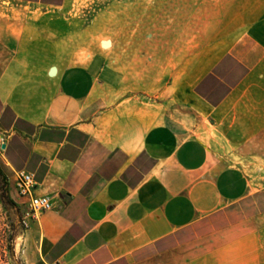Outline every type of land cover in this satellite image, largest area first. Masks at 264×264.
<instances>
[{
	"label": "crops",
	"instance_id": "obj_1",
	"mask_svg": "<svg viewBox=\"0 0 264 264\" xmlns=\"http://www.w3.org/2000/svg\"><path fill=\"white\" fill-rule=\"evenodd\" d=\"M69 1L0 0V201L19 230L15 264H264L247 227L264 218L248 169L264 165L232 158L264 153V14L230 28L218 10L196 29L178 12L184 41L164 46L158 10L155 45L132 47L148 19L130 8L137 26L87 52L66 50ZM19 170L53 201L27 228Z\"/></svg>",
	"mask_w": 264,
	"mask_h": 264
},
{
	"label": "rangeland",
	"instance_id": "obj_2",
	"mask_svg": "<svg viewBox=\"0 0 264 264\" xmlns=\"http://www.w3.org/2000/svg\"><path fill=\"white\" fill-rule=\"evenodd\" d=\"M130 8L141 11L140 14L145 13L148 19L146 39L142 40L141 45H139V40H132L130 46L153 47L155 45V24L154 21H150L153 20L158 10L163 14V25L172 27V32H163V39H160L164 46H170L176 40L179 44L184 41V39H179L185 33L182 28L184 24L178 22L182 21L181 16L185 17L186 14L179 15L178 12L190 13L189 19L196 29L218 10L220 13L224 10L225 26L247 27L252 23L253 18L264 14V0H70L67 6L62 8V34L68 35L66 50L80 49L89 52V48L94 47L95 44L107 48L106 45L110 41L109 34L114 28L123 27L124 21L129 19L132 21V26H137L139 12L136 17L129 18ZM1 9L9 12L5 6ZM14 12L18 17L21 16L23 10L17 7ZM172 19L176 21L171 23ZM55 25L59 26V23ZM171 34L175 38L168 37ZM118 42H120V47L124 45L122 38L118 39ZM117 51L119 54L122 52V50ZM134 59L138 58L134 57ZM232 158L238 163L250 164L256 161L257 164L264 165V153L241 151L235 153ZM248 170L258 175L260 182L264 184V167L259 166ZM0 211V264H15L13 246L19 230H17L15 216L5 201H0ZM247 227L258 230L257 235L264 242V218L248 223Z\"/></svg>",
	"mask_w": 264,
	"mask_h": 264
},
{
	"label": "built area",
	"instance_id": "obj_3",
	"mask_svg": "<svg viewBox=\"0 0 264 264\" xmlns=\"http://www.w3.org/2000/svg\"><path fill=\"white\" fill-rule=\"evenodd\" d=\"M3 142L0 141V156L3 152ZM16 187L18 192L22 196L28 198L29 210L25 211L19 220V223L27 228L32 219L35 218L39 213L52 208L53 201L48 195H37L35 194L36 181L34 174L27 170H19L16 174ZM33 264H61L59 261L53 263L39 262Z\"/></svg>",
	"mask_w": 264,
	"mask_h": 264
},
{
	"label": "trees",
	"instance_id": "obj_4",
	"mask_svg": "<svg viewBox=\"0 0 264 264\" xmlns=\"http://www.w3.org/2000/svg\"><path fill=\"white\" fill-rule=\"evenodd\" d=\"M8 201H10V200H8Z\"/></svg>",
	"mask_w": 264,
	"mask_h": 264
}]
</instances>
